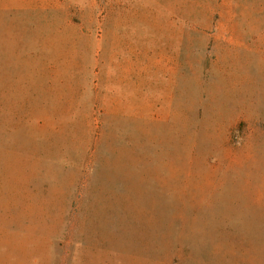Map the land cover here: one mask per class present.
<instances>
[{
  "label": "rangeland",
  "instance_id": "1",
  "mask_svg": "<svg viewBox=\"0 0 264 264\" xmlns=\"http://www.w3.org/2000/svg\"><path fill=\"white\" fill-rule=\"evenodd\" d=\"M0 264H264V0H0Z\"/></svg>",
  "mask_w": 264,
  "mask_h": 264
}]
</instances>
